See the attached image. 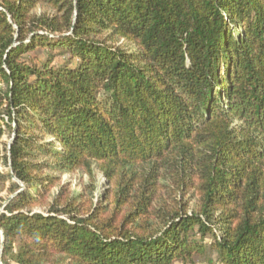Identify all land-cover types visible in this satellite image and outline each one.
I'll return each mask as SVG.
<instances>
[{"label": "trees", "instance_id": "1", "mask_svg": "<svg viewBox=\"0 0 264 264\" xmlns=\"http://www.w3.org/2000/svg\"><path fill=\"white\" fill-rule=\"evenodd\" d=\"M2 191L0 264H264V0H0Z\"/></svg>", "mask_w": 264, "mask_h": 264}, {"label": "rangeland", "instance_id": "2", "mask_svg": "<svg viewBox=\"0 0 264 264\" xmlns=\"http://www.w3.org/2000/svg\"><path fill=\"white\" fill-rule=\"evenodd\" d=\"M38 53L41 54L43 57L47 54V52L44 49H38ZM67 59V54H61L56 57L55 59V63L59 64L62 63L64 60ZM13 135V132L11 131H7V133L4 136V140L5 141H9L11 139ZM4 170H7V167L3 166L2 167ZM99 178L101 179V184H100V188L99 191H97L94 195V198L96 201H98V194L100 191H104V183L105 180L103 179V175L101 173H99ZM88 180L87 176H82L81 173L75 172V173H66L62 175V183L66 184L68 186V188L71 191H79L83 189V181ZM61 186H57L54 191L57 192L58 190H60ZM7 197V192L6 191H2L0 193V212L3 211V206L2 204L4 203L5 198ZM38 210H43L42 208H39ZM177 264H182V263H177ZM186 264H207L204 261H201L198 257H195L193 261L188 262Z\"/></svg>", "mask_w": 264, "mask_h": 264}, {"label": "water", "instance_id": "3", "mask_svg": "<svg viewBox=\"0 0 264 264\" xmlns=\"http://www.w3.org/2000/svg\"><path fill=\"white\" fill-rule=\"evenodd\" d=\"M0 234L3 236V230L0 228ZM3 243H4V239H3Z\"/></svg>", "mask_w": 264, "mask_h": 264}]
</instances>
